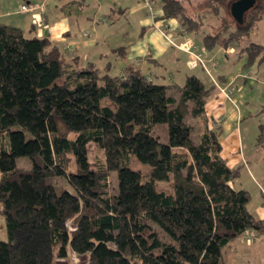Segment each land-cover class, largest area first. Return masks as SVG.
<instances>
[{"label": "trees", "instance_id": "trees-1", "mask_svg": "<svg viewBox=\"0 0 264 264\" xmlns=\"http://www.w3.org/2000/svg\"><path fill=\"white\" fill-rule=\"evenodd\" d=\"M160 1L161 17L178 19L181 31L205 28L183 0ZM226 1L206 6L219 25L204 46L241 47L244 67L261 66L264 44L245 41L264 0L243 23L222 12ZM29 31L0 21V264H61L69 249L88 254L87 264H228L225 252L240 236L264 235L251 192L234 187L241 166H229L222 129L211 125L214 82L197 74L159 82L136 62L120 73L74 66L56 42ZM160 124L167 141L155 134ZM91 143L104 151L95 166ZM21 157L30 165L19 166ZM135 159L147 169L133 168ZM169 180L171 191L158 187Z\"/></svg>", "mask_w": 264, "mask_h": 264}, {"label": "crops", "instance_id": "crops-1", "mask_svg": "<svg viewBox=\"0 0 264 264\" xmlns=\"http://www.w3.org/2000/svg\"><path fill=\"white\" fill-rule=\"evenodd\" d=\"M24 3L40 4L42 12L22 13L20 8ZM155 3L159 5H153L154 12L160 16L163 13L161 1ZM147 6L146 0H0V21L26 31L32 29L31 36L47 35L60 46L65 61L74 66L91 62L120 73L136 62L145 71H152L159 82L183 83L190 74L214 82L217 90L207 102V112L211 125L214 120H221L223 156L229 166H241V170L246 169L255 177L254 169L248 167L249 158L257 157L262 161L264 151L256 141L245 140L244 134L250 130V125H242L249 112L243 99L249 98L248 87L252 88L255 82L264 83V80L255 74L253 66L244 67L245 59L240 51L234 52L235 47L232 50L219 45L207 49L203 35L181 31L176 18L155 20ZM42 15L46 19L44 22ZM182 41L192 42L193 50L202 52V60L179 48ZM220 87L232 90L231 99ZM250 144L251 151L247 152ZM258 170L260 174L262 170ZM259 190L263 194L262 202L255 213L250 210L264 218V186L260 185ZM245 236L247 240L242 235L229 247L233 253L228 255L229 260L226 258L228 264L230 259L235 263L241 258L246 261L254 258L255 264H264V235Z\"/></svg>", "mask_w": 264, "mask_h": 264}, {"label": "rangeland", "instance_id": "rangeland-1", "mask_svg": "<svg viewBox=\"0 0 264 264\" xmlns=\"http://www.w3.org/2000/svg\"><path fill=\"white\" fill-rule=\"evenodd\" d=\"M152 1L156 0H146V3L148 4L147 7H149L153 18L156 20L157 18H162L161 15L157 14L154 9V6L157 7L158 5ZM232 0H227L225 4L222 6V12L228 16V19L231 20L232 15L230 7L232 4ZM183 4L185 5V12L189 15H194L195 18L201 20L204 22V27L200 32L201 35H205L209 32H213L214 29H217L219 25V19L217 16L213 15L206 7L209 4V0H183ZM154 5V6H153ZM250 19V18H249ZM46 20V19H45ZM183 32H187L186 30H183ZM187 41H182L179 43V45L184 44ZM250 42H257L260 44H264V15L263 17L258 21V25L254 28L252 34L250 37L245 41V43H250ZM217 48V47H216ZM233 48V47H232ZM230 48V49H232ZM227 49V48H226ZM241 47H235L234 52L241 51ZM251 70V69H250ZM253 71H256L258 73V76L264 80V64L259 66L258 64H255L252 67ZM168 72H166V78L168 79ZM263 77V78H262ZM164 78V80H167ZM252 91H250V89ZM248 93H249V98L245 97L243 99V104L248 108V117L243 120L242 125L247 126L250 125V130L245 131V140H252L254 143L255 141L257 142V136L259 134V124L261 122H264V83L262 82H255L251 87H248ZM215 121V122H214ZM212 125H221L218 121L214 120ZM221 122V120H219ZM155 134L157 136H160L161 139L164 141L168 140V132L166 130L165 125H158L155 128ZM263 151L264 147L259 146ZM252 148V144H250V147L247 149V152H250ZM104 158V151L100 148H98L94 143H91L89 145V159L92 164V166H95V162L97 159H103ZM250 159V166L252 169H254L256 176L252 177L246 169L240 170V176L235 180L234 182V187L236 188H246L251 192L252 200L249 203V208L255 213L257 211V207L261 204L262 202V197L263 194L260 193L259 186L262 185L264 186V160H260L257 157H251ZM17 163L19 166L26 167L30 165V159L26 157H21L18 158ZM71 168H75L74 165V160L72 159L71 161ZM131 166L135 169L140 168L141 170H146V166L139 162L138 160H134L131 162ZM262 170V172L259 174V170L257 171V168ZM247 168V167H245ZM256 168V169H255ZM255 179H258L255 180ZM59 183L64 185L65 184V179L64 178H59ZM260 184V185H259ZM158 187L160 189H164L166 191H171L172 190V180L169 181H161L158 183ZM109 188L111 191L115 192L118 189V181H117V172H111L109 175ZM257 215V214H256ZM4 219L0 214V237L5 236V227H4ZM246 234L251 236L252 238H256L258 234L254 231H248L243 234V237L245 238ZM241 238V236H240ZM246 240L248 238H245ZM226 255L227 259L229 260L228 255H232L233 251L229 248L226 250ZM249 261H246V259L241 258V260L237 262H232L231 259L229 261V264H255L254 258H248ZM89 261L88 254H76L75 252L72 251V249H69L68 256L64 259V261L61 260V264H87ZM239 262V263H238Z\"/></svg>", "mask_w": 264, "mask_h": 264}, {"label": "built area", "instance_id": "built-area-1", "mask_svg": "<svg viewBox=\"0 0 264 264\" xmlns=\"http://www.w3.org/2000/svg\"><path fill=\"white\" fill-rule=\"evenodd\" d=\"M43 7L40 4H32V3H24L21 8L20 11L22 13H34V12H42ZM42 21H45V16L42 15ZM179 48L183 49V50H187L189 52H191L192 54L195 55L196 58H198L200 61L202 60L201 55L202 52H199L198 50L194 51V45L192 42L187 41L184 44L179 45ZM233 50V49H232ZM221 91L225 93V95L231 99V92L232 90H230V88L228 87H220ZM218 122L220 123V121L218 120Z\"/></svg>", "mask_w": 264, "mask_h": 264}, {"label": "water", "instance_id": "water-1", "mask_svg": "<svg viewBox=\"0 0 264 264\" xmlns=\"http://www.w3.org/2000/svg\"><path fill=\"white\" fill-rule=\"evenodd\" d=\"M257 0H234L230 10L232 16L239 22H244L245 14L256 5Z\"/></svg>", "mask_w": 264, "mask_h": 264}]
</instances>
